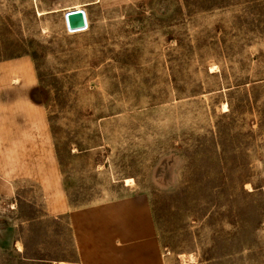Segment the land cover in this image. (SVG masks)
<instances>
[{"label": "rangeland", "instance_id": "rangeland-1", "mask_svg": "<svg viewBox=\"0 0 264 264\" xmlns=\"http://www.w3.org/2000/svg\"><path fill=\"white\" fill-rule=\"evenodd\" d=\"M20 60L0 264H264V0H0Z\"/></svg>", "mask_w": 264, "mask_h": 264}, {"label": "crops", "instance_id": "crops-1", "mask_svg": "<svg viewBox=\"0 0 264 264\" xmlns=\"http://www.w3.org/2000/svg\"><path fill=\"white\" fill-rule=\"evenodd\" d=\"M26 63L25 60H20L17 62H13V63H2L0 64V92L2 93V91L4 90V88H8L2 84L7 83L8 84H13L14 83V73H23L24 71L22 69L19 68V66L24 65ZM27 64V63H26ZM33 79L35 80V77H33ZM35 83V81L32 82V84ZM9 91V90H8ZM1 100V98H0ZM3 109L0 108V121L4 120L3 117ZM5 122V121H4ZM3 124V123H2ZM3 140H12V138H6L3 134H0V141ZM4 171V170H3Z\"/></svg>", "mask_w": 264, "mask_h": 264}, {"label": "water", "instance_id": "water-1", "mask_svg": "<svg viewBox=\"0 0 264 264\" xmlns=\"http://www.w3.org/2000/svg\"><path fill=\"white\" fill-rule=\"evenodd\" d=\"M67 29L77 31L87 27V15L84 9H71L65 13Z\"/></svg>", "mask_w": 264, "mask_h": 264}, {"label": "bare ground", "instance_id": "bare-ground-1", "mask_svg": "<svg viewBox=\"0 0 264 264\" xmlns=\"http://www.w3.org/2000/svg\"><path fill=\"white\" fill-rule=\"evenodd\" d=\"M77 8H81L80 6H78ZM65 20V19H64ZM66 24V21H65ZM89 25V24H88ZM88 28V27H87ZM85 29H81V30H77V31H70V32H79V31H84ZM128 182L130 181L129 179L127 180Z\"/></svg>", "mask_w": 264, "mask_h": 264}]
</instances>
